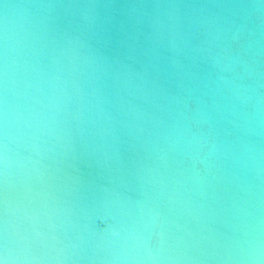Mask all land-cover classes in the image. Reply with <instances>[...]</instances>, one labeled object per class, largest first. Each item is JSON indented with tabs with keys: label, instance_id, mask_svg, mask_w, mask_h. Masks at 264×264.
<instances>
[{
	"label": "clouds",
	"instance_id": "9594fccd",
	"mask_svg": "<svg viewBox=\"0 0 264 264\" xmlns=\"http://www.w3.org/2000/svg\"><path fill=\"white\" fill-rule=\"evenodd\" d=\"M0 264H264V0H0Z\"/></svg>",
	"mask_w": 264,
	"mask_h": 264
}]
</instances>
